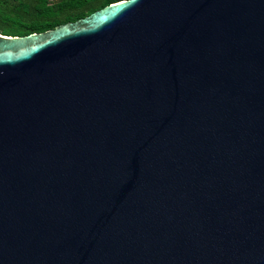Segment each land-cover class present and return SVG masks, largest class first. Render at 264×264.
Here are the masks:
<instances>
[{
	"label": "water",
	"instance_id": "obj_1",
	"mask_svg": "<svg viewBox=\"0 0 264 264\" xmlns=\"http://www.w3.org/2000/svg\"><path fill=\"white\" fill-rule=\"evenodd\" d=\"M0 264H264V0L0 34Z\"/></svg>",
	"mask_w": 264,
	"mask_h": 264
},
{
	"label": "trees",
	"instance_id": "obj_2",
	"mask_svg": "<svg viewBox=\"0 0 264 264\" xmlns=\"http://www.w3.org/2000/svg\"><path fill=\"white\" fill-rule=\"evenodd\" d=\"M116 1L119 0H0V34L45 31Z\"/></svg>",
	"mask_w": 264,
	"mask_h": 264
}]
</instances>
